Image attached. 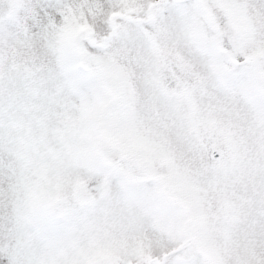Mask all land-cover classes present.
Masks as SVG:
<instances>
[{"label":"snow or ice","instance_id":"obj_1","mask_svg":"<svg viewBox=\"0 0 264 264\" xmlns=\"http://www.w3.org/2000/svg\"><path fill=\"white\" fill-rule=\"evenodd\" d=\"M0 264H264V0H0Z\"/></svg>","mask_w":264,"mask_h":264}]
</instances>
